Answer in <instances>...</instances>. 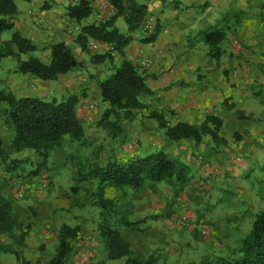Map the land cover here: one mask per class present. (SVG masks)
Listing matches in <instances>:
<instances>
[{"label":"crops","instance_id":"0c3cea01","mask_svg":"<svg viewBox=\"0 0 264 264\" xmlns=\"http://www.w3.org/2000/svg\"><path fill=\"white\" fill-rule=\"evenodd\" d=\"M79 1L23 0V3L19 5L16 2L19 14L14 20V30L31 39L38 50L46 48L50 51L51 45L64 42L73 50L81 51L77 41L81 30L75 31V27L96 24L99 21L97 19L98 0H88L93 7L95 16L92 17L91 14L81 24L73 20L68 15V9ZM136 1L146 5L148 13L156 17V39L152 42H145L144 40L148 36L138 32L130 34L122 17H119L115 24L121 33L132 37L126 47L127 55L132 52L150 56L154 60L153 66L145 71V74L150 76L147 84L159 97V103L156 107L166 110V112L172 110L176 117L194 124L203 122L207 116L219 117L223 122L220 134L228 141L227 145L216 147L209 136H206L201 143L193 140L180 142L187 146L194 145L195 152H204L205 154L206 147H211L212 151L208 155L211 154L214 158L220 159L228 170L245 176L250 186H247L242 192L243 198L247 206H256L255 202H260L259 197L263 199L262 194L264 195V172L262 171L264 165V0ZM203 4L204 6H202ZM240 10L245 12V16L240 25H235L231 14ZM225 24L229 26L226 37L229 39L227 43L229 55L223 52L221 57L213 59L207 56L208 49L200 41V32L215 25L220 27ZM6 32L0 34V48L9 39ZM228 32L230 33L228 34ZM91 40L94 39H89V42ZM93 56L89 58L83 56L81 60L97 69L107 66V68L112 69L111 73L121 61V58L118 57L114 59L113 63L107 65L106 61L96 63L91 60ZM3 59L6 58H2L0 62ZM10 77L9 81L5 83V89L11 90L17 96L30 94L44 98L48 96L42 92L34 94L31 91L29 93V87L49 88L52 81L30 80L19 73H12ZM61 77L68 80L65 75ZM93 78L97 84V80L101 77L95 74ZM0 83L3 84L2 81ZM3 88L0 87V90ZM59 90L61 89H56V91ZM92 90L97 91V95L100 97L98 85L96 88L92 87ZM86 91L87 93L90 92V90ZM85 101L84 98L78 101L77 114L79 117L88 114ZM241 120L244 123H240ZM234 121L239 123L237 127L229 125ZM2 126L0 124V136L8 141L10 133L4 126L2 129ZM187 150L188 148L184 151L188 152ZM238 158L239 160H237ZM234 161H237L235 170L228 165V162ZM188 164L192 165L191 163ZM4 171L5 167L0 162V192L9 196L11 183L5 180ZM198 177L203 178L204 176L198 175ZM165 184V186H161L162 184L159 186L158 184L147 183L146 188H151L153 191L149 194H144L146 191L144 188L139 191V195L144 196L141 204L138 203L136 197L133 198L140 214L142 206L141 218L146 217L148 213L158 217L157 220H149L148 218L144 223H141L138 236L133 234L126 237L124 232L122 233L125 240L130 244L133 253L142 258L155 254L157 261L166 260L169 264H190V256L186 250L178 249L167 253L166 251L157 252L159 250L153 248L165 236H172L173 222L168 220L167 216L175 211L173 214L175 217L177 214L190 217L193 227L210 226L214 237L207 240L202 249L213 255L215 254L213 253L214 249H220L218 255L226 256L230 248L235 246V241L240 239L239 237L231 240V235L234 236V233L228 223L231 222V218L236 219L237 224L235 226L239 230L244 213L241 211L237 215L233 214L229 212L227 207H221L219 203L213 200L201 202L202 208L199 201L195 202L192 199L190 205L185 204L186 208L183 209L178 202L176 203L170 197H166L171 192L162 189V187L174 189L173 192H180L188 188H178L172 180L165 181ZM195 191L198 192L196 189ZM30 205L36 210L43 207L35 192L31 196ZM215 205L216 208H214ZM70 206H76L73 197L68 202L61 204V207L68 209ZM221 210H225V212ZM65 213V210L61 211V215L64 216ZM66 214L69 216L68 213ZM67 224L80 225L72 222ZM186 237H194L193 229L191 234L186 233L183 236V238ZM225 237L230 238L225 240ZM189 240H184V242L200 249L198 243L194 245V241L190 242ZM26 243L31 245L28 236ZM55 245L57 246V243ZM93 245L95 248L100 247L97 241ZM89 255L92 258L95 256L94 254ZM98 255L97 258H94L95 260H90L92 264H96L99 260H106V264L123 263V261L117 263L116 260H107L102 248ZM51 256L52 253L47 254V258L41 264H45Z\"/></svg>","mask_w":264,"mask_h":264},{"label":"trees","instance_id":"16d2710c","mask_svg":"<svg viewBox=\"0 0 264 264\" xmlns=\"http://www.w3.org/2000/svg\"><path fill=\"white\" fill-rule=\"evenodd\" d=\"M108 1L115 14L111 18L98 20L96 24H85L77 38L83 51L88 49L89 39H94L111 44L121 57L111 74L97 80L101 100L106 107L96 126L105 129L108 137L116 139L123 134L121 122L133 121L143 111L149 119L157 122L169 141L193 140L201 143L206 136H210L216 147L227 145L228 141L220 134L223 122L219 117L207 116L199 124L176 118L172 123L166 118L165 110L141 101V96L157 100L159 97L147 84L150 76L128 59L126 47L132 37L121 33L115 23L122 17L130 34L141 32L145 19L151 14L146 5L136 0ZM92 12L93 7L88 0H80L68 9V15L79 24ZM18 14L16 0H0V34L11 31L10 39L0 48V60L9 57L16 59L19 74L39 81H58L62 75L84 66V62L79 61L64 42L51 46L48 62L33 56L31 53L38 49L36 44L14 30V20ZM231 16L235 25H240L245 12L235 11ZM228 29V24L215 25L200 32V41L207 46L208 56L218 58L222 53L220 46L227 37ZM155 39L156 28L144 41L152 42ZM24 55H28V58L25 59ZM112 57L110 54H98L91 60L100 63ZM78 101L75 94L63 99H46L31 94L18 97L11 90H0V118L10 133L8 141L0 136V162L6 170L14 171L24 163L25 160L12 158V155L25 150L33 151L41 158L38 167L45 166L52 152L63 148L66 137L79 145H87L89 141L85 126L77 114ZM170 114L174 116L172 110ZM76 177L79 182L89 184L86 192L90 193L94 205L100 209L97 240L103 247L106 259H123L122 264H156L155 254L146 258L134 254L122 234L123 229L141 230L139 225L149 218L137 216L133 192L141 191L148 182L160 184L165 180H172L178 188L194 187L200 193L206 189V182H202L204 179L201 177L197 178L192 165L164 149L152 150L132 159L110 158L101 164L94 162L87 171L85 168L77 170ZM72 190L77 194L80 188L75 186ZM109 190L113 191L112 196L108 195ZM15 215L12 196L0 192V237L10 235L13 238L12 243L0 242V252L14 254L20 264H30L24 256V249L31 224L25 225ZM82 237L80 225L63 224L59 229L55 253L45 264H68L82 244L86 247L90 245ZM96 249L92 247L90 253ZM96 264H106V260H99ZM200 264L208 263L204 260ZM216 264H264V210L255 213L247 235L236 247L230 248L227 256L216 257Z\"/></svg>","mask_w":264,"mask_h":264},{"label":"rangeland","instance_id":"374dc122","mask_svg":"<svg viewBox=\"0 0 264 264\" xmlns=\"http://www.w3.org/2000/svg\"><path fill=\"white\" fill-rule=\"evenodd\" d=\"M139 1L146 2L148 0ZM16 2L19 5L23 3V0H16ZM202 6H204V4ZM93 16H95V12L92 13V17ZM76 27L75 31L81 30V27ZM6 33L9 35L10 39L11 31H8ZM138 33L143 34L144 36L149 35L142 32V30ZM229 33L230 32H228V34ZM228 42L229 39H226V41H224L220 46L221 52H224V54L229 53V45L227 44ZM73 52L76 58L79 60H81V58L83 59V56H87L89 58L95 54H98L91 51L89 45L88 49L84 51L74 49ZM33 53L37 55L36 57L41 58L45 62H48L50 51L46 48L41 50L37 49ZM33 53L31 54L33 55ZM222 53L219 54L218 57H221ZM118 57L121 58L120 56L116 55L112 57V59H106V64L108 65L113 63V61H115L114 59ZM209 57L213 59L216 58L213 56ZM24 58H28V55H25ZM16 68L17 61L12 57L3 59V61L0 62V82H3V84L0 83V87H4L2 90L7 91L5 89V83L9 81L12 73L18 74ZM111 70L112 69L107 68V66L104 68L101 67V69H97L96 67L88 65L86 62H84L83 67L65 74V77H68V80L61 77V79L58 81L50 82L49 88H41L38 86L29 87V93L31 91L34 94L42 92L43 94L48 95L46 99L52 97L63 99L70 94L77 95L79 100L82 98L86 99L84 104L86 105L88 114L81 116L80 119L84 123L86 137L89 142L87 145L82 146L76 142L71 141L69 137H66L63 148L61 150L53 151L45 166L43 165L41 167H38V164L41 162V158L37 156L33 151L29 150H25L20 154L12 155V158H21L22 160H25L24 163L16 170L9 172L4 166L5 180L11 183L10 192L8 194L13 198V204L16 214L15 216L20 222H23L25 225L31 224V228L27 235L31 245L29 246L26 243V247L24 249L25 258L30 262V264H41L42 261L47 258V254L52 253L53 255L55 253V244L58 242V233L60 227L63 224L72 222L79 223L81 225L83 231L82 240H88L87 243L90 245L86 247L83 255L85 260L77 259V261L75 262L76 257L74 256L71 257L68 264H92L90 260L97 258V256H99L98 254L100 253L101 248L103 249V247L100 245V247H97L98 249H96L97 251L94 254V258L90 257V249L92 247H95V245H93L95 241L98 242L97 233L100 209L94 205L90 193L87 194L86 192V188L89 186V184L85 181L79 182L76 177V171L80 168H85L87 171L89 169V165L94 162L101 164L106 162L110 158H112L113 160L137 158L152 150L158 149H164L168 152L173 153L176 157H180L183 161L191 163L195 172H198L197 178L198 175L204 176V180L202 182H206L205 188L207 190L205 189V191L202 193L196 192L194 188L183 189V191L180 192H173L174 189L170 190L168 188L162 187V189L171 192L166 197H170L176 203L178 202L179 206L183 209L186 208V205L189 206L191 203L190 201L193 199L195 202L199 201L201 206V202H205L206 200H213L214 202L216 201L217 203H219V205H221V207H227L229 212H232L236 215L242 211L244 213V216L241 219V228L239 229L240 231L237 230V226H235L237 224L236 219L231 218L232 220L231 222L229 221L228 226L232 228V231L234 233V236L231 235V240L232 238L239 237L240 239H243L251 229V224L255 213L264 210V195L262 194L263 199L259 197L258 200L260 202H255L256 206H247L246 201L243 198L244 196L242 195V192L247 188V186H250V184H248L247 182V179L245 178V176L238 175V173L228 170V168L224 166V162H222L220 159L214 158L211 154L208 155L212 151L211 147H206L205 154L204 152H195L196 150L194 145L187 146L186 144H182L181 142H172L167 140L164 131L158 127L157 122L153 119H149L147 117V113L143 111L141 113H138L137 117L133 121L123 120L121 122V126L123 127V134L116 139L108 137L105 129L96 126L95 123L101 117L106 104L101 100V96L99 97V95H97V91H91V88H96L97 85L96 80L95 78H93V76L96 74L98 77L104 78L111 73ZM57 88H60L61 90L56 91ZM86 90H90V92L87 93ZM140 99L145 103H151L155 107L159 103V99L157 100L148 96H141ZM90 104H93L95 108L89 109ZM166 118L174 123L176 121V118L178 117H176L175 115H171L170 112H166ZM242 122L244 123V121L241 120L240 123ZM0 124L1 126L3 125L6 129L2 118H0ZM229 125H232V127H237L239 123L234 121ZM187 148V151L190 153L184 151ZM236 162L237 161L228 162V165L233 170H235V166L237 164ZM23 179L30 180L33 184L32 188H34V190L23 188L24 198L20 199L18 197H14L12 189L14 187V184L18 180L23 181ZM43 179H48L50 183L45 191L40 194L35 191H38L37 186L39 184V181L41 182ZM165 181L160 183L162 184L161 186L166 185ZM154 184L156 185V183ZM75 186H79L80 188L77 194L73 193L72 190V187ZM146 186L147 183L143 186L144 190H146V193L144 192V194H149V192L153 191V189L146 188ZM34 192L36 195H38L39 202L43 204L42 209L36 210L30 205L31 196L32 194H34ZM108 195L112 196L113 191L109 190ZM71 197L75 199L77 207L70 206L69 209L61 207V204L63 202H68ZM132 197H136L139 204H141L144 199V196H140L139 192H133ZM214 208H216V205L214 206ZM63 210H65V212L68 213L69 216H67L66 213L64 216L61 215V211ZM221 211L225 212V210ZM137 212V216L141 218V214L143 213L142 206L141 214L139 213V210ZM173 214L171 213L167 216V219L173 222V237L165 236L163 240L153 248H157V250H159L157 252L166 251L167 253L174 252L178 249L183 251L186 250L188 252V255L190 256V264H200L201 261L204 260H206L208 264H216V257L219 256L218 254L220 253V249H214V255L209 254V251L205 252L204 249H202L204 248L206 241L210 240L211 237H214L212 235L211 227L207 225H199L193 227V222L191 221L190 217L186 215L183 216H185V218L189 221V225L187 227H183L179 225L178 222L181 215L177 214L175 217ZM147 216L149 217V220L158 219L155 214L148 213ZM192 229L194 232V237L183 238L186 233L191 234ZM204 231H206V233H204ZM138 232L139 230L136 228L130 229V231L127 229L122 230V233L126 237L133 234L138 236ZM229 238L230 237H225L224 239L226 240ZM240 239L235 241V246H233L232 248L236 247L239 244V242L241 241ZM184 240H189L190 242L194 241V245L198 243L200 249L194 248L195 246L189 245L188 243L184 242ZM12 241L13 238L10 235H3L0 237V242L12 243ZM227 255L228 254L226 253V256ZM86 259L88 260L86 261ZM122 261L123 260H116L117 263H121ZM156 263L169 264L166 260L161 259L160 261L156 260ZM0 264L20 263L14 254L0 252Z\"/></svg>","mask_w":264,"mask_h":264},{"label":"built area","instance_id":"2783aa9c","mask_svg":"<svg viewBox=\"0 0 264 264\" xmlns=\"http://www.w3.org/2000/svg\"><path fill=\"white\" fill-rule=\"evenodd\" d=\"M97 8H98L97 19L99 21L111 18L115 14V9L109 3L108 0H98ZM156 26H157V19L154 15L151 14V15L147 16V18L145 19V21L142 25V31L144 33H147V34H151L154 32ZM89 47H90L91 51H93L95 53L110 54L112 56L118 55L115 48L107 42L91 40L89 42ZM127 56H128V59L131 60L142 71L149 70L154 64V60L150 56L134 54L132 52L129 53ZM94 108H95V106L93 104L89 105V109H94ZM237 160H239V158ZM49 183L50 182L48 179H43L41 182L39 181V184L37 186L38 191H35V192L41 194L48 187ZM32 186H33V184L30 180H25V179H23V181L18 180L14 184V187H13L14 197H18L20 199L24 198L23 188H25V189L29 188L31 190L32 189L34 190V188H32ZM178 222H179V225H181L183 227H187L189 225V221L183 215L180 217ZM204 233H206V231H204ZM85 250H86V246L82 244L81 249L75 255L76 259L85 260V258L83 256ZM95 253H96V250H93L91 252V254H95Z\"/></svg>","mask_w":264,"mask_h":264}]
</instances>
